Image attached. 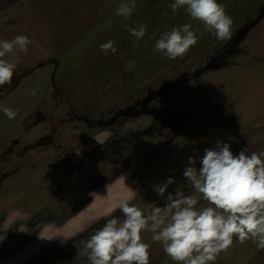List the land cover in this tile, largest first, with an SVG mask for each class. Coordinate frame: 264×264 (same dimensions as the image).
Here are the masks:
<instances>
[{
  "label": "rangeland",
  "instance_id": "rangeland-1",
  "mask_svg": "<svg viewBox=\"0 0 264 264\" xmlns=\"http://www.w3.org/2000/svg\"><path fill=\"white\" fill-rule=\"evenodd\" d=\"M120 2L0 0V37L33 40L28 54L5 57L17 74L0 88V103L18 112L0 113V264H87L84 244L117 199L133 190L142 210L163 206L152 185L169 177L166 195L190 191L188 157L217 139L233 153L264 148V0H219L234 21L227 42L183 9L173 14L171 0H136L128 21L115 14ZM125 23L147 34L137 41ZM183 23L198 44L183 59L157 53L155 39ZM108 39L115 55L99 49ZM151 235L142 233L151 264H172ZM261 258L248 241L217 264Z\"/></svg>",
  "mask_w": 264,
  "mask_h": 264
},
{
  "label": "clouds",
  "instance_id": "clouds-1",
  "mask_svg": "<svg viewBox=\"0 0 264 264\" xmlns=\"http://www.w3.org/2000/svg\"><path fill=\"white\" fill-rule=\"evenodd\" d=\"M136 7V0H121L115 14L128 21ZM169 9L173 14L183 9L218 41L232 38L233 18L219 0H171ZM124 29L137 41L148 31L142 23H125ZM198 41L193 23H183L162 32L153 48L170 60L183 59ZM32 44L26 34L0 37V88L10 86L17 74V63L5 57L28 54ZM99 49L104 55L118 52L113 39L101 43ZM38 91L31 89L29 95L35 97ZM0 113L8 120L18 115L2 103ZM182 176L188 192L176 187L166 195L176 183L172 177L152 185L163 206L153 202L142 210L132 202L137 193L133 190L129 197L117 199L103 225L84 244L87 264H151L152 243L145 242L144 232L152 234L151 241L161 246L172 264H217L221 254L248 241L257 251H264V148L248 153L246 147L233 153L230 143L217 139L203 155L194 151L188 157ZM26 228L21 224L17 230L26 232ZM4 239L0 235V242Z\"/></svg>",
  "mask_w": 264,
  "mask_h": 264
},
{
  "label": "flooded vegetation",
  "instance_id": "flooded-vegetation-1",
  "mask_svg": "<svg viewBox=\"0 0 264 264\" xmlns=\"http://www.w3.org/2000/svg\"><path fill=\"white\" fill-rule=\"evenodd\" d=\"M261 259H264V258H261Z\"/></svg>",
  "mask_w": 264,
  "mask_h": 264
}]
</instances>
